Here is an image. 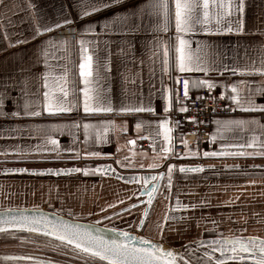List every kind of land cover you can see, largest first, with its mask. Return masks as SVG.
Returning a JSON list of instances; mask_svg holds the SVG:
<instances>
[{"label":"crops","instance_id":"obj_1","mask_svg":"<svg viewBox=\"0 0 264 264\" xmlns=\"http://www.w3.org/2000/svg\"><path fill=\"white\" fill-rule=\"evenodd\" d=\"M144 2L118 0L106 10L93 12L89 5L99 7L98 0H0V209L58 210L76 219L91 222L96 218L99 224L137 233L146 205H136L144 199L142 187L150 185L143 180L126 182L108 171L137 178L165 173L139 235L173 249L189 264H196V258L207 251L215 264L220 253L200 247L199 241L220 236L264 239V155H203L206 151L264 153V111H244L237 105L238 101L247 108L251 101L264 106V92L259 91L264 89L260 74L264 71V0H242L243 12L231 11L219 26L211 17L225 10L217 7L219 0L217 4L210 0V23L195 25L194 32L182 34L189 41L186 50L193 62L208 71L185 73L175 69V0H169L167 32L161 30L163 17L147 12L142 22L136 18L138 27L133 30V9ZM231 2L238 5L241 0ZM84 12L89 14L83 16ZM199 15L202 19V7ZM66 19L71 23L64 24ZM237 19L243 22L240 31ZM55 24L61 26L52 27ZM229 26L231 32L226 31ZM204 28L211 31L204 32ZM88 55L92 57L91 105H110L112 112L83 110L85 85L79 65ZM45 73L50 89L67 74L68 96L63 100L70 111L50 114L44 109L43 93L49 91L43 86ZM180 76L189 79L190 94L208 88L193 86V82H211L232 113L214 116L209 138L178 156L174 148L183 139L175 115L182 107L175 86ZM53 95L61 94L54 91ZM25 101L41 115L24 116ZM121 107L154 111L122 112ZM165 118L172 128L171 144L164 141L159 127ZM235 120L249 123H227ZM85 124L91 127L86 130ZM52 139L56 145L50 143ZM164 147L172 151L164 153ZM94 152L100 155H91ZM154 163L158 167H149ZM169 165H175L170 190ZM181 166L203 171L182 173ZM75 168L107 170L87 175L67 171ZM5 169L64 173H3ZM63 188L68 192L60 204L55 194ZM167 216L187 219L166 220ZM157 224L164 225L162 234ZM241 255L245 260L227 264H253L247 254Z\"/></svg>","mask_w":264,"mask_h":264},{"label":"snow or ice","instance_id":"obj_2","mask_svg":"<svg viewBox=\"0 0 264 264\" xmlns=\"http://www.w3.org/2000/svg\"><path fill=\"white\" fill-rule=\"evenodd\" d=\"M118 2V0H98L97 7L96 3L90 4L89 7L93 12L98 10H106L110 8L114 3ZM213 4H217V0H211ZM203 8V18H200L199 9ZM210 0H175V12H174V21H175V33L176 39L178 41L177 46L175 47L176 58H175V69L180 73L192 72V71H208L207 68L201 67L199 63L193 62V57L189 51H187V46L189 41L184 39L182 34L190 33L195 31V25H208L210 23V19L214 18L216 24L219 26L221 24V20L223 16H227L231 14V11H236L242 13L244 10V5L241 2L238 5H233L231 0H219L217 7L224 9L223 14L217 12L214 17L210 18L209 14ZM147 12L149 16H161L163 17V24L161 25V30L167 32L168 31V19H169V0H146V2L136 5L132 12V23L134 25L133 30L138 27L137 17L142 22L143 16ZM88 12H84L82 15H88ZM119 19V17H117ZM64 24L71 23V20H64ZM231 23V22H229ZM237 31H240L242 28L243 22L239 19L236 20ZM61 24H55L52 27H60ZM107 26V24L105 25ZM91 27V25H89ZM51 28H46L45 31H50ZM204 32H210L211 29L204 28ZM216 31H221L219 27H217ZM226 31L231 32L232 28L229 26ZM41 34L39 28L37 29V35ZM199 43V42H198ZM86 51V50H85ZM167 49L164 51L165 59L163 64L165 66L164 70H168V59H167ZM47 66V65H46ZM80 68V76L83 77V83L85 87L83 88V110L85 113H98V112H112L113 108L109 105L106 107L96 106L93 107L91 105V101L93 99L90 94L92 89L90 87L91 81L89 77L92 76V57L90 55L85 56L83 58V62L79 65ZM233 73H235L236 69H231ZM259 71V70H257ZM261 75H264V71L260 72ZM48 74L45 73V83L44 87L49 89V91H45L43 96L45 98L44 109L51 113L54 112H67L71 109L67 107L64 103L63 98L68 96L67 90V74L65 73L61 77H59L56 88L50 89L49 83L47 79ZM177 83H179V78H177ZM203 86L206 85L209 89L214 87V85L205 80L195 81L193 82V86ZM184 88V96H188L189 90V79H184L183 81ZM59 92L60 96H54L53 92ZM233 92H236V87L232 88ZM264 92V89L259 90ZM179 97L177 96V99ZM199 99V97H198ZM235 100L236 98L233 97ZM237 105L241 107L244 111H264V106H257L253 102L249 101V107L244 108L242 105H239L237 101ZM31 105L29 102L25 101L24 103V116L27 117H37L40 116V111L30 110ZM119 111L122 112H141V111H154L151 108L145 109L143 107H135V108H124L121 107ZM168 111V108H165V112ZM180 111H186V109L181 108ZM12 115H20L19 112H13ZM256 123V121H251ZM179 123L178 121L176 122ZM219 123V122H217ZM227 123L236 124L243 126L249 121L245 120H235L228 121ZM139 124H137V128H139ZM91 125L85 124L84 128L87 130ZM159 127L163 129V139L164 141L171 144L172 136L170 133L172 132V128L168 127L167 119L165 118L159 123ZM160 133H157L159 135ZM187 149L186 141H182ZM52 145H56L57 141L52 139L50 140ZM130 143H134V141H130ZM252 146V145H249ZM55 150V149H52ZM164 153H169L172 151L170 147H164L162 149ZM187 153L183 154L186 155ZM93 156H99L100 153H91ZM178 156L181 154H177ZM192 155H198V153H192ZM203 155L205 157H216V156H227V155H264V153H228V152H204ZM163 158V157H161ZM149 167L156 168L157 164L149 165ZM175 168V165H169L167 167V187L170 190L172 185V172ZM107 169H88L84 168L83 170L80 168L69 169V172H81L83 171L85 175L89 174L90 171H105ZM5 173L11 172H30L32 170L29 169H5ZM64 170H56V172H52L49 170L48 173L42 172H34L33 174H56L59 175ZM180 172H200L203 171L202 168H185L181 166L179 168ZM164 173L159 175H148L143 177H132L134 181L143 180L144 184L151 185L153 181H159L163 178ZM157 191V186L153 185L151 190L147 192L149 205L153 202V193ZM179 204V201H177ZM111 206V205H110ZM149 215V211L145 210L144 216L147 217ZM166 220H186V216H167ZM147 221L142 219L137 225L140 228H144ZM163 224H157V227L161 229V234L163 232ZM5 227L7 228H15V229H26L28 232L33 233H43L45 236L55 237L56 240L61 242H66L67 245H75L76 249L81 250L83 253H91L94 257H99L100 260H106L108 264H176L175 256L173 251L163 249L162 245L153 244L150 240L145 239L143 237H135L132 236L127 231H118L116 229H112L113 232L116 233L117 238L115 239H106L104 236L97 234L95 229L91 226H83L78 223H68L66 220L61 219L58 216H55L49 219L43 213H33L32 215H27L26 210H19L18 212L13 209H5L3 213H0V232L5 231ZM138 241V243H137ZM200 247H209L213 253L219 252L220 258L215 260V264H227V261H243L245 260V256L241 255L247 254V258L253 261V264H264V239H258L255 237H231L224 238L222 236L213 239L211 241H199ZM187 248V246H186ZM190 252H195V249H189ZM196 264H211V254L207 251L204 253V257H197Z\"/></svg>","mask_w":264,"mask_h":264},{"label":"built area","instance_id":"obj_3","mask_svg":"<svg viewBox=\"0 0 264 264\" xmlns=\"http://www.w3.org/2000/svg\"><path fill=\"white\" fill-rule=\"evenodd\" d=\"M179 83L176 80V97L181 107L186 111L176 113V120L179 122L183 141L187 143V149H195L201 141L209 138L212 119L216 115H227L232 113V108L226 98L216 89L205 88L197 94L184 96L183 81L180 76ZM199 97V99H198ZM186 148L184 143L177 144L174 148L175 154L183 155ZM188 160L181 158V161Z\"/></svg>","mask_w":264,"mask_h":264},{"label":"flooded vegetation","instance_id":"obj_4","mask_svg":"<svg viewBox=\"0 0 264 264\" xmlns=\"http://www.w3.org/2000/svg\"><path fill=\"white\" fill-rule=\"evenodd\" d=\"M0 247L1 264H107L73 247L33 234L2 233ZM7 251L11 254H2ZM181 262L186 264L185 260Z\"/></svg>","mask_w":264,"mask_h":264},{"label":"water","instance_id":"obj_5","mask_svg":"<svg viewBox=\"0 0 264 264\" xmlns=\"http://www.w3.org/2000/svg\"><path fill=\"white\" fill-rule=\"evenodd\" d=\"M8 170H11V169H8ZM3 173H5V171L3 170L2 171ZM11 171L7 172V173H10ZM34 172H39V171H32V173ZM97 172H100V171H97ZM61 173H64V172H61ZM56 175V174H55ZM108 175H113L114 177H117L118 179L120 180H123V181H126V182H131L133 181L132 179V176H122L118 173H116L115 171H108ZM165 175V173H164ZM163 179H164V176L163 178H161L159 181H155L153 182L150 186H147V187H142L141 189V192H140V195L142 197H144L143 201H141L140 203H138L136 206L139 207V206H143V205H146V209L145 210H148L149 213H150V210H151V207L155 201V198L157 196V193L159 192L160 188H161V185H162V182H163ZM153 185H156L157 186V191L153 193V202L151 205H149L147 203L149 197H148V194L147 192L151 190V187ZM5 209H13L14 211L18 212L19 210H26V214L27 215H32L33 213H36V214H39V213H43L45 216H47L49 219L55 217V216H58L60 217L61 219H64L66 220L68 223H78L80 225H83V226H91L93 229H95V231L97 232V234L99 235H102L104 236L106 239H115L117 238V235L115 232L112 231V229H116L117 232L118 231H121V229H118V228H115V227H111V226H105V225H101L99 224L98 222H88V221H84V220H80V219H76L74 217H70V216H67V215H64L62 214L61 212H59L58 210H51V209H45V208H38V207H25V208H3V209H0V213H3L5 211ZM145 212V211H144ZM148 217V216H147ZM147 217L144 216L143 214V217L142 219H145L147 220ZM141 219V220H142ZM142 228H138V232L137 233H134V232H129L132 236H135V237H143L140 234ZM124 231V230H122ZM8 232H19V233H25V234H33V235H38V236H42V237H45V238H49V239H52V240H55L57 242H60V243H63L65 245L66 242H61L59 240H56L55 237H49V236H45L43 233H33V232H28L26 229H15V228H7L5 227V231L4 232H0V234L2 233H8ZM128 232V231H127ZM145 238V237H143ZM147 239V238H145ZM149 240V239H148ZM151 241V240H150ZM153 244H159V245H162L163 249L165 250H171L173 251L174 253V256H175V260H176V264H183L181 262V260H184L180 255L179 253H177L176 251H174L173 249L171 248H168L166 246H164L163 244L161 243H158V242H154V241H151ZM138 243V241H137ZM70 247H73L75 248V245H68ZM76 249V248H75ZM78 251H81L79 249H76ZM82 252V251H81ZM83 253V252H82ZM93 258H96L98 260H100L99 257H94L92 256L91 253H85ZM102 261V260H100ZM103 262L107 263L108 262L106 260H104ZM186 264H189L186 262Z\"/></svg>","mask_w":264,"mask_h":264},{"label":"rangeland","instance_id":"obj_6","mask_svg":"<svg viewBox=\"0 0 264 264\" xmlns=\"http://www.w3.org/2000/svg\"><path fill=\"white\" fill-rule=\"evenodd\" d=\"M67 192H68V190H67L66 188H63L61 192L55 194V196H56L55 198L57 199V201L60 202V204H61V202H63V199L66 198V194H67ZM130 213H133V211H130V212H128L127 214H130ZM127 214H126V215H127ZM81 220H83V219H81ZM85 220H91V219H85ZM96 220H98V219L94 218V219L91 220V222H94V221H96ZM101 221H102V220H101ZM89 222H90V221H89ZM103 224H105V223H103ZM103 224H101V225H103ZM130 232H131V231H130ZM7 247L10 248V246H7ZM166 247H167V246H166ZM0 248H2V247H0ZM2 254H3V255H7V254H11V252H10V251H7V252H3ZM0 264H1V263H0Z\"/></svg>","mask_w":264,"mask_h":264}]
</instances>
